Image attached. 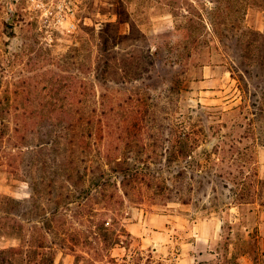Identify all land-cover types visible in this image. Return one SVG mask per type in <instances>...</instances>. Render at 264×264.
<instances>
[{"label": "rangeland", "instance_id": "rangeland-1", "mask_svg": "<svg viewBox=\"0 0 264 264\" xmlns=\"http://www.w3.org/2000/svg\"><path fill=\"white\" fill-rule=\"evenodd\" d=\"M261 8L242 21L262 75L250 80L219 39L240 15L212 1L0 0V200L31 198L34 178L56 186L0 222V264H178L196 244L188 228L206 221L223 224L222 264L248 251L264 262ZM95 108L112 201L95 192L80 208L63 196L90 153L81 120Z\"/></svg>", "mask_w": 264, "mask_h": 264}, {"label": "trees", "instance_id": "trees-1", "mask_svg": "<svg viewBox=\"0 0 264 264\" xmlns=\"http://www.w3.org/2000/svg\"><path fill=\"white\" fill-rule=\"evenodd\" d=\"M212 1L214 4L218 3V5H224L226 10H232L233 13H238L240 15L238 24L236 26L237 33H234V35L230 36L228 34L223 33L222 36H219L220 42L223 44L224 50L228 53V55H233V62L235 65L239 67V72H241V75L243 77H249V79L253 80L254 78H258L260 80V77L262 76L257 70L258 64H255V59L252 56H249L247 51H251L252 42L249 40L248 42L244 41L241 33L244 32V24L242 21L245 20L247 11L249 8H257L264 11V0H208ZM217 1V2H216ZM258 1V2H257ZM218 10H212L210 13L213 19H216L217 16L223 17L226 13L218 12ZM216 30V29H215ZM240 33V34H239ZM260 36H264L263 33L257 32ZM254 33L251 34V37H253ZM233 52V54H231ZM264 59V57H263ZM177 63V62H175ZM243 65H248L250 68H243ZM263 66V65H262ZM261 69V68H260ZM264 69V68H263ZM249 75V76H247ZM264 79V78H263ZM264 83V81H263ZM258 88L260 85L257 86ZM99 111L97 108L93 109L91 113H89L87 118H83L81 120V125L85 123L84 127L86 129L82 131L79 145H81L82 148H84V144L89 146L90 153L88 156L84 157L82 159V163H84L83 171L80 172L79 180L77 181V184H72L70 182L71 189H67L68 192L63 198H67L70 202L76 203L78 207L83 208L84 203L87 201L93 200V195L95 192H98L99 196H103V201L105 203H109L112 201L110 197H106L107 195V189H108V182L111 177V172H109L107 166L110 165L109 162V154L107 155V152L104 151V144L99 147V143L96 139L99 132L102 131L103 126H100V121L97 120ZM103 115H106V111H104ZM103 124V122H101ZM6 129L7 124L6 120L4 118V115L0 113V140L4 139L6 135ZM83 139V142L81 141ZM102 139V137H101ZM94 141V143H92ZM84 143V144H83ZM97 148V150L95 149ZM208 151V149H206ZM210 152V151H208ZM94 154V155H93ZM122 172H117V175H121ZM140 174L135 173V178L139 179ZM220 184L223 183L225 188H228L230 182L232 183V180L229 179V181L226 178V175L222 172L218 174ZM224 180V181H222ZM32 181V182H31ZM43 181V179H42ZM234 182V181H233ZM30 189L32 190L30 197L34 198L36 197V202H39L41 198L46 197H53L55 196V184L53 183H45L39 181L38 178H34V180L29 181ZM31 198H25L22 200H18L14 197H5L0 200V222L5 220L8 216L16 213L19 211L20 206L26 205V202L30 201ZM37 205V203H35ZM10 205L13 211L6 210L5 206ZM56 214V213H55ZM55 214L54 218L55 219ZM30 215L29 212L23 211L20 213L21 217H26ZM46 217V216H44ZM4 225V224H3ZM3 229H6V227H2ZM8 229L9 226H7ZM11 252H16L17 248L12 247L10 249Z\"/></svg>", "mask_w": 264, "mask_h": 264}, {"label": "crops", "instance_id": "crops-1", "mask_svg": "<svg viewBox=\"0 0 264 264\" xmlns=\"http://www.w3.org/2000/svg\"><path fill=\"white\" fill-rule=\"evenodd\" d=\"M260 177L263 178L262 174ZM262 200L261 202L264 203V186L261 193ZM236 222L240 221L239 216L236 215ZM259 224L256 226L258 227V237L263 236L264 238V213L259 215ZM163 224L166 225L161 220H158V224H154L153 227L162 226ZM151 226L153 224H150ZM187 223L183 220L180 223H174L172 229L175 233L180 232L182 229H187ZM223 224H211L208 221L201 222L196 225H192V227L188 228L190 230V235L194 237V244L191 247H187L183 249L182 255L180 256L178 264H222L221 256L218 251L214 250V242L218 238L220 231L222 230ZM171 229V227H169ZM146 234V233H144ZM175 237V236H174ZM176 239V237H175ZM196 240V241H195ZM258 254L264 257V248L258 249ZM256 254L254 252L248 251L245 255H242L241 258H245V261L242 264H264L263 261L256 260ZM231 259V258H230Z\"/></svg>", "mask_w": 264, "mask_h": 264}, {"label": "built area", "instance_id": "built-area-1", "mask_svg": "<svg viewBox=\"0 0 264 264\" xmlns=\"http://www.w3.org/2000/svg\"><path fill=\"white\" fill-rule=\"evenodd\" d=\"M33 2V4L37 3V1H40V3L42 4L43 3V0H31ZM61 2V1H60ZM60 2H58L60 4ZM62 5V4H61ZM61 5H58V8L59 7H62ZM70 10H73V8H71ZM61 21V19H59V22ZM71 27H75V24L72 23L70 24Z\"/></svg>", "mask_w": 264, "mask_h": 264}]
</instances>
